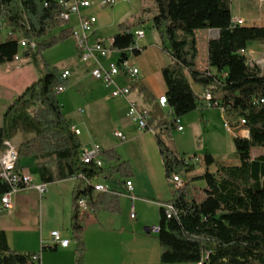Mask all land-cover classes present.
<instances>
[{
    "label": "trees",
    "instance_id": "obj_1",
    "mask_svg": "<svg viewBox=\"0 0 264 264\" xmlns=\"http://www.w3.org/2000/svg\"><path fill=\"white\" fill-rule=\"evenodd\" d=\"M156 5L153 25L171 55V63L162 69L167 85L166 96L175 117L181 118L195 110L208 107L193 85L210 90L223 107L230 127L248 129L249 137L238 135L233 143L238 165H224L206 152L208 166L215 164L216 172H205L196 180H205L202 200H197L195 187L187 183L178 187L171 206L177 216L168 219L161 208L160 233L157 238L162 247V260L171 264L198 263L205 253L204 264H264V155L252 158V148H264V71L248 63L246 54L252 42L264 44V26L237 24L233 20L232 0H149ZM46 3L48 5H46ZM61 6L55 0H0V23L5 21L21 38L37 42L32 53L41 56L44 51L71 38L67 22L60 19ZM136 24L121 23L114 35L112 49L117 53V64L127 50L135 56L142 49L136 47ZM59 34H49L53 30ZM219 30V37L208 44V64L218 73L227 72L224 79L198 68V50L189 47L179 32L193 35L199 30ZM18 39L0 43V65L14 61L20 52ZM45 74L28 86L6 109L0 127V150L5 141L12 140L19 131L34 134L19 146V161L34 156L43 183L75 177L87 186L75 190L73 204L76 209L71 220V231L77 241L84 264L82 219L77 209L80 196H85L94 212L118 213L120 199L116 194L95 195L93 178H79L81 174L95 177L102 173L131 175L129 162L122 161L115 150H106L105 159L116 161L108 170L84 163L81 159L82 141L73 130L58 99L57 89L69 87L68 78L57 66L43 58ZM147 100L153 101L148 89L140 87ZM246 123L241 125V119ZM236 120V122H234ZM178 128L175 120L154 127L166 176L186 172V157L177 149L172 132ZM120 161V162H119ZM18 166L19 162H18ZM9 191L0 179V206L3 194ZM172 223L171 228L167 224ZM0 264H36L31 255L11 251L4 235L0 234ZM38 255V254H35Z\"/></svg>",
    "mask_w": 264,
    "mask_h": 264
},
{
    "label": "crops",
    "instance_id": "obj_2",
    "mask_svg": "<svg viewBox=\"0 0 264 264\" xmlns=\"http://www.w3.org/2000/svg\"><path fill=\"white\" fill-rule=\"evenodd\" d=\"M99 1L100 0H94V5L91 8L83 9L85 15L94 14L98 18L92 40L114 37L118 32L117 26L124 22L131 23L136 21L138 24L131 30H144V23L147 19L146 14L151 12L150 15H152V17L149 18L151 20H153L156 14V7L152 1L140 0L138 6L134 8L133 12L130 14L131 19L122 21L124 14L119 12L122 8L120 6H123V12L126 13L130 11L131 0H117L116 5L110 8L111 10H108L107 17L109 21L105 22L98 16L99 14H96V12L92 10L93 8L99 9ZM144 2L152 3L153 7L149 10H144ZM107 23L109 24L108 26L114 27L111 35L105 32ZM77 25L78 19L75 16L72 18V21L67 24L68 27ZM256 26H264V24ZM211 30L217 31L216 29L205 30L202 31V35ZM154 34L155 35L152 34V39L149 41H142L141 43L138 42L139 40L137 41V47L142 49L141 54L136 56L140 66H138L135 59L133 60L132 58L135 55L131 53V51H128L134 67L139 68L138 75L133 79L120 78L119 80L120 84L130 85L132 87V93H135L137 96L136 99H134L135 101L128 100L126 103L123 109L125 116L128 119L130 118L127 115L130 102H135L140 107L148 109L151 113L149 129L140 128L136 122L129 125L122 115L114 113V108L107 106L112 98L111 89L107 88L102 81L95 80L91 76L90 66L80 61L74 41L72 38L69 39L73 41L77 60L74 62L76 63L74 69H64L65 71H70L68 77L70 82L69 87L74 86L78 95H91V100L87 101L86 104L89 105L90 108V110L88 108V114L89 111L91 113L88 119L85 116L86 110L84 106L80 107L78 110L79 116L74 121H71L64 111L72 126L80 130L79 137L83 144L82 151L84 149H91L93 145L99 144L103 149V158L105 161V165L102 168L103 170H108L113 165L118 164L116 161H108L105 159L104 153L106 150H115L121 156V162L127 161L132 167L131 175L128 173H117L114 176H109L104 172L97 177V182H103L119 193L116 195L120 199L121 210L118 213L90 211L81 217L84 229L83 241L86 246V251L83 253L84 264H171L162 260L161 244L157 235L151 232L152 227L160 225L162 205L172 203L174 193L178 188L176 186L181 185V183L174 185L171 178L168 179L166 176L164 162L154 130V127L160 123L173 120L172 118L171 120L161 121L162 117H157L152 114L155 107L163 110V113L166 112L168 116L174 115L169 113L170 107H162L159 103V98L166 95L167 92V85L162 74V69L171 63V55L160 35L157 36L156 31H154ZM145 36L146 31L142 38H145ZM216 36V38L219 37L218 31ZM21 53L25 57H29L32 54L25 48H20V59L18 61L21 60ZM205 55L208 64V44L206 46ZM117 56L116 54L112 55L113 64L117 62L115 61L118 59L116 58ZM208 69L211 71L216 70L210 66ZM9 70L14 71L15 69L11 67ZM21 70L23 73L29 75V80L25 82L24 88L18 94L14 92V94L8 98L7 89L9 88V81L2 80V82H0V127L3 125L4 113L9 105H11L28 86L42 77V72L39 73L38 70L34 69L31 63L22 66ZM210 73L213 74L212 72ZM71 81H73V83ZM136 82L140 83V87L144 86L148 89L151 96L154 98L153 101L146 99L144 94L140 92V87H135ZM194 86L203 88L195 84L193 88ZM66 90L67 88H65L63 92H66ZM205 90L206 89L203 88L200 92H195L203 98ZM61 93H59V95ZM62 107L64 108L63 104ZM214 108L221 110L224 122L227 124L223 110L219 107L211 106L202 110H195L191 112V114H197L201 111L203 121L207 122L208 120L205 118L204 112ZM106 109H109L113 113L112 127L109 129L104 124L106 120L101 115V112ZM185 116L180 118V123L184 128L182 132L185 130L182 124V120L186 118ZM89 122H95L97 126L95 130L97 131L98 137L92 138L89 144H86L81 136L83 134V128L87 129ZM116 131H122L125 135V140L116 137ZM227 131L232 132V129H227ZM247 132H249L248 129H242L240 135L249 137ZM175 134L177 133H175L174 130L172 132L173 140L175 141L178 151L183 154L184 152H181L179 149V141ZM32 137H34L32 133L19 131L10 142L19 150L21 143ZM3 151L4 150H0V153ZM257 151H260V154L255 156H253L252 151L253 159L260 155H264V149H256V152ZM204 152L201 154L199 161L187 160L188 163H186L188 164L189 170L180 174L185 180V185L189 183L192 187H195L194 191L196 192L195 196L197 200L203 199L204 194L200 196L199 190L203 193L207 184L205 180H196V178L204 175L208 170L210 172L217 171L215 164L210 166L206 164ZM206 152H210L216 159L217 156H215L213 152L208 149ZM196 157L198 156L196 155ZM187 158L189 157L187 156L186 159ZM234 158L235 159L230 162L223 160L218 161L227 166L230 165L229 163L238 165L239 160L237 156ZM19 165L26 171H30L35 184H45L40 179L34 156L20 159ZM76 180L78 179L72 177L46 183L47 189L42 194L34 187L25 188L11 195L10 208H3L0 206V234L4 235L7 246L11 251L31 256L38 254L41 264H77V260L81 254L77 251L78 244L71 231V220L76 212L73 204L74 191L78 190ZM126 180H131L133 182L134 188L132 196L128 194L124 185ZM94 193L97 195L102 192L94 191ZM133 205L136 213L135 218L130 216ZM50 214L53 219L49 217ZM48 223H50L51 226L47 227ZM52 231H60L63 238L70 239L69 246H53ZM54 261L55 263H53Z\"/></svg>",
    "mask_w": 264,
    "mask_h": 264
},
{
    "label": "rangeland",
    "instance_id": "obj_3",
    "mask_svg": "<svg viewBox=\"0 0 264 264\" xmlns=\"http://www.w3.org/2000/svg\"><path fill=\"white\" fill-rule=\"evenodd\" d=\"M142 1H148V0H142ZM140 3V0H131L130 3V11L123 12V6L120 9V13L124 14V18L122 21H128L131 19L130 14L133 12L134 8L138 6ZM153 3V2H152ZM152 3L144 2V10H149L151 7H153ZM155 5V3H154ZM115 6V5H114ZM113 7V6H112ZM99 8L98 10L96 8H93L92 10L96 12V14H99L98 16L101 17V19L105 22L109 21V18L107 17L108 10H111L110 8ZM156 7V5H155ZM151 12H148L146 14V22L144 23V30L146 31L145 38L139 39L138 42L142 41H149L152 39V34H154V31H156L157 36L158 31L153 25V20L149 19L152 17L150 15ZM232 13H233V20L240 25H248V26H256V25H263L264 24V0H232ZM134 24H138V22L134 21ZM105 29V32L109 35L112 34L113 28L111 26H108ZM10 26L5 22L2 21L1 28H0V43L8 40V31H10ZM208 30V29H207ZM202 31L205 30H199V32H195L192 36L187 35L185 33L179 32L178 37L180 39H185L189 47H192L195 45L198 50V64L199 69L202 71H209L212 72L214 75H217L220 79H224L227 75V72L218 73L217 70L211 71L208 69L209 65L206 62V55L205 50L208 42L212 39H215L217 36V31L211 30L208 31L206 34L202 35ZM59 34V30H53L50 32L49 36L57 35ZM69 40V39H68ZM65 42H61L60 44L47 49L42 53L41 56H34L31 54L29 57L23 56L21 53V60H15L12 62H6L5 64L0 65V82L2 80L9 81L8 85V98L14 94V92L22 91L24 88L25 82L29 80V75L26 73H23L21 70V67L26 65L27 63H31L34 67V69L38 70L39 73L42 72V76L45 74V70L43 67V58L48 61L51 65L57 66L62 72H64L65 68H72L74 69L76 66V63H74L76 60L75 57V47L72 40ZM246 57L248 60V63L251 66H258L260 69L264 71V44L259 42H252L249 46V48L246 50ZM118 58V56L116 57ZM133 60L137 62L136 56L132 57ZM118 60V59H117ZM115 60V61H117ZM138 66H140V63H136ZM13 67L15 70L11 71ZM64 70V71H63ZM73 83V81H71ZM135 87H140V83L136 82ZM195 91L200 92L203 88H197L194 86ZM206 91V90H205ZM109 93V91L107 90ZM110 94V93H109ZM109 103L107 104L108 107L114 108V113H119L124 117V120L128 122V124H133L132 119H128L123 109L126 106V103L128 100L136 99V94L131 93L127 98L122 97H114L111 96ZM58 99L61 105L64 106V111L67 114V116L70 118L71 121H74L78 116L79 112L78 110L80 107L84 106L86 110V118L90 117L91 113L89 111L88 114V108L89 105L87 104V101L91 100V95L87 94L84 95H78V92L76 91V88L74 86L67 87L66 92H62L60 95L58 94ZM90 110V108H89ZM163 110L159 109L158 107H155L152 111V114L157 117H162L161 121L165 120H171L174 119V116H168L165 113L162 112ZM164 114V115H163ZM101 115L104 117L105 125L109 128L112 127V120H113V113L106 109L103 112H101ZM202 112L199 111L197 114H187L185 119L182 120V124L185 127V130L179 131L175 130V134L177 136V139L179 141V149L181 152H184L183 154L185 157H193L198 156L200 159L201 154L204 152L206 153L207 149L215 154L217 160H223V161H232L234 160L236 154V150L234 147L233 139L234 137L241 134V130L238 128H233L232 132L227 131L226 124L224 122V117L222 116V112L220 109L214 108L211 110H208L207 112H204L205 118L208 120L207 122L203 121L202 119ZM184 116H182L183 118ZM236 122V120H234ZM135 123V122H134ZM97 126L95 125V122H89L88 128H83V134L81 138L86 144H89L90 140L92 138H97L98 134ZM264 149L263 147H254L252 149L253 156L260 154V151L256 152V149ZM178 149V148H177ZM219 158V159H218ZM238 159V158H237ZM232 165L231 163H229ZM77 189L82 190L87 186V183L82 180L78 179L76 180ZM175 185V184H174ZM200 196H202V192L199 190ZM51 219L53 217L49 216ZM51 223V222H50ZM50 223H48L47 227L51 226ZM172 224V223H171ZM170 223L167 224V228H171ZM67 230V229H66ZM70 235V233H69ZM55 260V259H54ZM55 263V261L53 262ZM184 264H191V263H184Z\"/></svg>",
    "mask_w": 264,
    "mask_h": 264
},
{
    "label": "built area",
    "instance_id": "obj_4",
    "mask_svg": "<svg viewBox=\"0 0 264 264\" xmlns=\"http://www.w3.org/2000/svg\"><path fill=\"white\" fill-rule=\"evenodd\" d=\"M61 6L60 19L67 22L68 24L72 21V18L75 16L78 19V25L70 27L71 29V38L75 43L79 59L82 63L90 66L91 76L98 81H102L107 88L111 89V95L114 97H128L132 93V87L130 85L120 84V78H131L133 79L139 73V68L134 67L131 58L129 57L127 50L126 56L122 57V63L113 64V59L111 58L113 54L117 53L112 49L114 43V37L107 39H94L92 36L95 32V27L98 22L96 15H85L83 9H89L94 5V0H55ZM117 0H100L98 3L99 8H107L116 5ZM46 5H48L46 3ZM0 23V28H1ZM135 34L136 47L137 41L144 37L145 31L143 29L131 30ZM9 40L18 39L21 48H25L30 53H33L37 49V42L29 38H21L13 30L8 31ZM246 54V50L242 51ZM20 59L19 54L14 57V60ZM70 71L66 70L63 73V78H68ZM65 90L63 86L57 89V93H61ZM203 98L207 101L208 107H219L223 110L220 102L214 99V96L210 90L206 89L203 94ZM261 102H264V99H261ZM159 103L162 107H170L169 101L166 95H163L159 98ZM170 114H173V111L170 107ZM128 117H130L138 126L142 129H149V120L151 118V113L148 109L140 107L135 102H130L128 111ZM174 116V115H173ZM178 123V130L182 131L184 128L180 123V118L175 117L174 119ZM246 123V119H241V125ZM227 129L231 130L232 128L227 123ZM72 130L79 135L80 130L72 126ZM249 136V132H247ZM115 136L121 140H125V135L122 131H116ZM6 148L0 153V179L2 182L7 183L9 186V191L3 194L1 200V207L10 208L11 207V195L17 193L25 188L34 187L41 194L44 193L47 189L46 184H35L33 181V176L30 171L18 166L19 162V150L15 147L10 141H5ZM81 159L84 163L103 168L105 161L103 158V149L99 144L93 145L91 149H84L81 153ZM192 161H199V158L196 156L189 157L186 159ZM188 163V162H187ZM90 177L88 175L81 174L79 178H93V190L102 193H114L119 194L116 190H113L109 185L103 182H97V177ZM171 180H178L181 183L182 188L185 186V180L180 174H174L171 177ZM125 187L128 191V194L133 192V182L131 180L125 181ZM134 198V197H132ZM162 208L165 210L166 217L172 219L177 216V210L175 206H169L168 204L162 205ZM77 209L82 217L86 213L92 211L88 199L85 196H80L77 201ZM132 218L136 217L134 205L132 206V212L130 215ZM160 225L154 226L151 228V232L155 235L160 233ZM52 245L68 247L70 244V239L62 237L60 231H52ZM209 258V253H205L202 259L196 264H204V262ZM32 260L36 264H41L40 256L33 255Z\"/></svg>",
    "mask_w": 264,
    "mask_h": 264
},
{
    "label": "bare ground",
    "instance_id": "obj_5",
    "mask_svg": "<svg viewBox=\"0 0 264 264\" xmlns=\"http://www.w3.org/2000/svg\"><path fill=\"white\" fill-rule=\"evenodd\" d=\"M117 63H118V62H116V63H114V64H117ZM171 181H172V183L175 184V185L178 184V183H180V182H178V180H171ZM123 184H124V183H123ZM124 185H125V184H124ZM169 206H171V205L169 204Z\"/></svg>",
    "mask_w": 264,
    "mask_h": 264
},
{
    "label": "water",
    "instance_id": "obj_6",
    "mask_svg": "<svg viewBox=\"0 0 264 264\" xmlns=\"http://www.w3.org/2000/svg\"><path fill=\"white\" fill-rule=\"evenodd\" d=\"M217 31H218V36H219L220 31L219 30H217Z\"/></svg>",
    "mask_w": 264,
    "mask_h": 264
}]
</instances>
